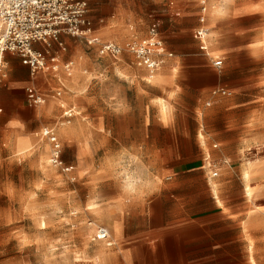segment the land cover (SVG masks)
<instances>
[{
	"label": "rangeland",
	"instance_id": "374dc122",
	"mask_svg": "<svg viewBox=\"0 0 264 264\" xmlns=\"http://www.w3.org/2000/svg\"><path fill=\"white\" fill-rule=\"evenodd\" d=\"M86 1L91 35L124 46L145 37L148 25L159 19L166 47L183 46L187 56L177 57V51L168 49L173 57L149 77L127 50L114 60L89 47L83 36L62 33L64 50L55 42L49 47L41 43L40 51L60 58L58 71L39 70L29 77L31 82L43 93L59 89V79L65 88L61 98L48 97L37 107L27 105L23 90L21 109L15 104L4 108V114L16 118L15 126L0 116V264H115L126 248L115 235V224L124 223V209L108 208L131 206L138 184L150 179L163 183L173 172L192 167L204 174L221 210L242 220L247 250H234V261L218 263L264 264V0H213L205 13L210 56L193 38L200 22L199 0H172L180 16L169 12L171 0ZM180 22L195 25L180 27ZM67 37L79 39V45H71ZM211 58H220L222 67L216 69ZM65 62H73L71 76ZM98 68L114 74L106 85L95 77ZM164 74L168 82L161 80ZM132 82L136 87L126 90ZM203 85L209 88L198 94ZM212 88L227 92L211 94ZM137 97L154 103L150 115H162L188 133L189 138H168L155 124L156 143L175 153L130 154L133 149L125 145L130 141L116 136L125 110L122 101ZM72 105V117L65 116ZM133 109L138 116V108ZM46 129L60 143L63 165L48 161L53 145L42 134ZM20 138L28 141L24 152L17 148ZM244 170L250 172L251 195L245 191ZM99 228L108 237L98 239Z\"/></svg>",
	"mask_w": 264,
	"mask_h": 264
},
{
	"label": "crops",
	"instance_id": "0c3cea01",
	"mask_svg": "<svg viewBox=\"0 0 264 264\" xmlns=\"http://www.w3.org/2000/svg\"><path fill=\"white\" fill-rule=\"evenodd\" d=\"M168 10L171 14L174 11V16H180L181 14L180 8L172 0L168 4ZM87 16L90 19L88 13ZM90 21L92 23L91 19ZM108 21L107 18L99 19V22H104L105 24ZM154 21L159 22V19ZM181 23H178L180 27L195 25V22ZM93 31H95V28ZM92 35L95 36L94 33ZM61 36L60 39L65 43L66 41ZM97 38L100 39V37ZM67 39L71 45L75 47L79 45V39L72 37H67ZM39 43V45L34 47L37 50H42V42ZM171 47L168 46V49L177 51V57L187 56L183 46ZM7 54L5 59L7 68L9 64V69L6 68L5 70L4 80L6 79V82L0 86V116L4 114V108L6 110L7 108L10 109L12 104H15L16 108L21 109L23 107V90H25L27 105L29 107H37L30 105L27 100L26 88L34 86L39 90L42 89L31 82L30 78H33L34 74L31 73L29 66L23 63L21 57L16 54L7 57ZM69 55L72 58L74 54L69 50ZM193 56H196V54ZM119 57L111 59L117 60ZM183 69L188 70L186 67ZM196 69L209 72V70L203 68ZM109 71L107 68H98L95 77L99 80L98 83L100 85H106L111 81L109 75L114 74ZM128 71H130L129 73L133 72V70ZM156 71L153 73L148 71L149 77H152ZM209 73L211 74V72ZM68 76H71V73ZM167 77L164 74L161 80L163 81L164 79V82H168ZM61 80L59 79V85L64 89L65 85L63 80ZM30 82L31 84L29 85ZM132 83L127 88L125 87L126 90L136 87L137 82ZM208 88V85H203L197 90V93L203 94ZM217 89L220 88L210 89V93L212 94V91ZM43 91L46 92L44 93L47 98L58 99L62 95L60 94L59 97H56L53 96V91L52 93L47 92L45 89ZM12 96L14 97L12 98ZM122 102H124L122 107L125 110H122L120 115V125L116 130V136L130 141L125 143L126 147L133 149L128 151V153L136 155L175 153L169 145L156 143V123L168 138L185 139L190 137L188 133L180 131L174 124L168 122L166 117L163 118L159 114L156 116L150 115L149 109L153 107L154 103L145 102L143 99L140 100L139 97L134 101L129 102L125 99ZM133 103L134 105H132ZM61 107L64 108L63 106ZM133 107L135 109L138 108V116L135 115ZM139 108L142 109L141 116L139 115ZM73 109L75 107L72 105L66 110H71L72 112ZM69 117H72V115ZM2 120H6L12 126H15L17 121L13 115H8L7 112ZM136 122L141 125H136ZM18 123L26 125L21 120H18ZM233 129H237V127L234 126ZM198 168L192 167L173 172V176L164 179L163 183L155 182L152 179L147 180L143 185L138 184L140 189L136 195H132L131 206L123 208L124 206L122 205L121 207L115 205L113 208H108L109 210L113 209L115 212H118L119 208L121 210L124 209V223L121 220L117 223L119 225L115 224L119 228L118 233H115V235L120 236L126 248L123 254L115 260V264H223L218 263L219 259H230L232 261L236 259L234 250H247L241 218L238 214H227L221 210L220 205L215 200L216 197L208 188V181L204 178V174L198 175ZM204 201L207 203L205 209ZM108 209L107 211H109ZM229 251L230 253L233 251V253L229 254Z\"/></svg>",
	"mask_w": 264,
	"mask_h": 264
},
{
	"label": "built area",
	"instance_id": "2783aa9c",
	"mask_svg": "<svg viewBox=\"0 0 264 264\" xmlns=\"http://www.w3.org/2000/svg\"><path fill=\"white\" fill-rule=\"evenodd\" d=\"M213 0H200L199 25L193 32V38L198 42V47L207 56V36L209 29L206 24L205 13L211 7ZM88 4L86 0H0V86L5 78L7 53L21 57L27 64L32 74L39 70L58 71L60 58L49 55L33 47L35 43L42 42L48 47L51 42L64 50V42L60 39L62 33L70 36L84 37L89 46L97 49L102 56L110 58L119 57L124 50L131 53L137 66L147 69L150 73L158 70L165 60L173 57V52L168 50L164 40L159 34V22H152L143 38H132L124 46L91 35L92 23L87 16ZM216 69L222 67L220 58H211ZM71 62L63 63V67L70 75ZM61 88L54 90L53 96L59 97ZM226 90H213L212 94H226ZM27 100L32 106L44 104L47 95L34 86L26 88ZM65 116H71V110L64 111ZM51 141L53 148L50 161L63 165L61 159V146L56 136L50 129L42 133ZM67 169V168H66ZM98 239L108 237L105 229L99 228L96 233ZM110 245V242H107Z\"/></svg>",
	"mask_w": 264,
	"mask_h": 264
},
{
	"label": "bare ground",
	"instance_id": "6f19581e",
	"mask_svg": "<svg viewBox=\"0 0 264 264\" xmlns=\"http://www.w3.org/2000/svg\"><path fill=\"white\" fill-rule=\"evenodd\" d=\"M164 105V104H163ZM164 108L162 107V110ZM164 111V110H163ZM17 148L19 152H24L28 148V141L25 138H20L17 141ZM50 161V160H48ZM243 178L245 182V191L247 195H251V187L249 185L250 172L249 170H244ZM217 202L221 205V201L218 199Z\"/></svg>",
	"mask_w": 264,
	"mask_h": 264
}]
</instances>
